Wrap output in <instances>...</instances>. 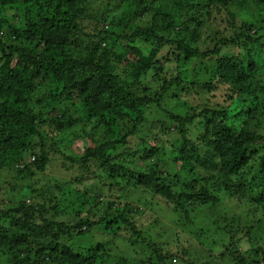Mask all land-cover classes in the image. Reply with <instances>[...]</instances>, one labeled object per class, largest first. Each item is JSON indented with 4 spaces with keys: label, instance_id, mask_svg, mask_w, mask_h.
<instances>
[{
    "label": "trees",
    "instance_id": "1",
    "mask_svg": "<svg viewBox=\"0 0 264 264\" xmlns=\"http://www.w3.org/2000/svg\"><path fill=\"white\" fill-rule=\"evenodd\" d=\"M10 7L20 14L12 21L0 17V172L44 173L53 127L88 125L106 112L118 122L109 128L105 123L98 138L86 133L91 145L71 155L66 167L101 169L108 195L90 196L86 189L73 201L68 195L81 177L57 179L39 194L43 202L0 209L1 257L13 254L7 259L11 264H111V239L83 250L64 238L81 231L75 221L86 211V225L123 227L131 242L146 240L129 217L134 194L126 189L142 186L166 200L176 217L180 212L179 218L188 216L192 199L209 205L205 214L210 216L222 209V197L232 199L237 210L215 219L205 234L215 240L232 229L231 242L238 236L253 246L248 256L238 252L229 264L264 263V153H258L264 135L251 131V124L242 127L238 119L228 124V107L206 102L207 95L227 93L229 100L243 99L241 112L264 116V0H177L170 7L165 0H0V13ZM222 9L233 27L228 35L214 25ZM207 30L212 32L204 36ZM187 65L195 67V78L183 70ZM180 94L191 99L184 105L175 100ZM197 121L200 129L193 136L190 128ZM148 122L171 134L181 170L194 171L192 183H203V191L192 192L195 186L189 183L184 195L176 193L184 182L167 177L160 146L142 151L143 133L153 134L145 130ZM35 145L40 146L35 159L23 162ZM151 153L156 165L142 171L135 157L146 166ZM97 205L107 212L100 220L90 218ZM221 221L229 223L222 227ZM155 254L164 260L156 248ZM199 264L222 263L215 255Z\"/></svg>",
    "mask_w": 264,
    "mask_h": 264
},
{
    "label": "rangeland",
    "instance_id": "2",
    "mask_svg": "<svg viewBox=\"0 0 264 264\" xmlns=\"http://www.w3.org/2000/svg\"><path fill=\"white\" fill-rule=\"evenodd\" d=\"M114 1L116 0H113V2ZM176 1L177 0H165V3L167 7H170ZM235 10L238 11L240 8H236ZM228 13V10L222 9L221 14L219 12L220 16L214 22L216 23L214 25L226 35L233 31V27L229 23ZM16 14H20L19 10L15 7H10L8 9L1 10L0 17L1 15H7L12 18L16 16ZM14 19L15 18H12L11 21ZM211 32L212 31L207 30V33L204 34V36H208V33ZM183 70L186 74H189L190 76L193 75L195 78L193 74L195 72V67L193 65H187ZM145 81H150L149 77L146 78ZM228 95L229 94L227 93L222 95L217 93L214 95H207L206 102L227 106L229 114L226 122L228 124H231L234 120L238 119L236 123L239 122L242 127H245L246 124H251L249 126L251 131H255L257 128V132L263 133L264 135V128L261 129L259 127V125L264 122V116H262L259 112L249 113L248 110L241 112V106L244 105L243 99L240 97H234L233 100H229ZM225 98H227V100H225ZM186 99L189 100L191 97L180 94V98L178 99L176 97L175 100L183 102L184 104V100ZM175 100L172 101V104H176ZM117 118L118 117L114 114L106 112L88 125L80 124L77 128L74 126L70 130L67 128L61 131L55 127L51 128L48 131L50 144L48 151L50 154V161L48 163V168L44 173H40L38 175L33 174L30 176L14 173L9 170H7L8 172H5L4 174L3 172H0V209L7 211L11 208L17 207L20 202L28 205H35L37 202H43L44 197H41L39 194L42 190H48V186L54 183L57 179L62 181L67 179L70 181L74 178L81 177L80 182H73L75 183V186L72 187V190L68 195V197L73 199V201L76 200V198H79L80 194H83L84 197L86 189L90 192V196H97L101 194V191L104 195H108V186L105 185L106 175L101 169L93 167L92 169L88 168L87 171H85L78 168L77 170H73L72 168L66 169V167L72 162L70 159L71 155L74 157L75 152L77 153L80 151V148H82L83 151L86 146L91 145V139L84 140L87 137L86 133L93 134L96 138H98L99 133L102 134L103 131L101 127L105 125V123H107L108 128L109 126L115 125L118 122ZM152 124L153 122H148L147 127L144 126L145 130L148 131L147 128H149L150 131L153 132V134L149 132L151 135L158 134L160 136L159 140L157 141L155 136L150 137L149 133H143L146 138H144L145 141L141 140L139 147L142 151L147 152L152 150L153 145L158 144L160 146L161 157H164V165H167V177L171 174L172 178L177 177L184 182L182 186L177 185L174 189L176 193L184 195L188 189L187 185L192 183L194 180V177H192L194 171L185 172L181 170L180 165L182 160L180 162L176 160L178 157L179 146L171 144V134L167 131V129H164L160 125V127H156L153 124V130H151ZM200 124L201 122L197 121L194 124L195 126L190 128V132L193 133V136L199 132ZM78 137L80 139L77 140ZM258 148L261 149V152L258 153H264V148L261 144ZM39 150L40 146L35 145L30 150L26 151L24 153L23 162L29 164L35 159V155L39 153ZM153 154L154 153L148 155V162L146 163V166L143 165L142 158H140L142 159L140 160L138 159L139 157H135V161L137 160L139 163V169L149 172L150 167L156 165L157 156L154 162H152L149 158L154 156ZM11 161L14 162V160ZM17 166L18 165L16 164L15 167ZM176 173H179L182 177L177 176ZM262 175L264 176V173H262ZM127 180L128 179L125 180L126 183ZM192 184H194L195 189H193L194 191H189L194 193L203 191V188L205 187L203 183ZM132 188L133 186H126V189L131 192L130 194H134L133 198L129 199L131 201L130 208H132L133 212L130 216H128L136 222L137 227L142 230V235L146 238V240L134 238V241L131 242L130 239L132 238L129 237L130 234L128 235V232H126L123 227L117 230L115 228H108V226H105V223H98L95 226L86 225L84 223L87 219L86 211H84L85 215L83 217L75 221L82 226L81 231H83V233L77 230V233H74L71 239L70 235H67L64 240L76 247H79L80 249L86 250L87 248L96 249L102 239H111L108 244L110 249L109 252L111 253V264H117L116 259L118 257L126 258L129 261L128 264H199L201 260H209L215 255L218 256V259L222 264H229L230 262H235L233 257L235 255L238 256V252H242V255L248 256V251L252 248L253 243L247 242L246 240L239 242L238 236L231 242L229 237L232 233V229L223 231L221 238H216L215 240H213V237L205 234V231L213 225L215 219L233 215V210H237L235 207H237L238 204L234 203L232 199L227 198L226 196L222 197L224 205L222 206V209L218 210L222 213H216V211H214L212 216L205 214V210L207 208H211L209 205H203V203L199 205V201L194 202V199H192V202H190L191 205L186 207L185 210L188 211L189 217L184 215L185 217L179 218L178 216H180L181 213L179 212L176 217L172 212L171 206L166 200L160 197H154L151 194V191L149 193L142 186ZM77 192H79V195H77ZM208 192L210 193L211 190H208ZM219 195L221 196L220 193ZM234 199L236 201L239 200L238 198ZM93 202L94 201H92V203ZM145 202L146 204H144ZM121 205L123 206L124 204L122 203ZM72 206H74L76 210L78 209V206L74 205V203L73 205L71 203V207ZM92 207L96 210L94 209V211H92L90 218L100 220L103 215L107 214L106 211L101 210L100 205ZM135 208L142 210H134ZM238 209L240 210V207ZM82 210H85V208H82ZM112 212L113 215H118L117 212ZM16 213L17 215L22 216L20 212ZM181 219L184 221H180ZM226 223L228 225L229 222L221 221L222 227H226ZM0 231L4 232L1 229ZM110 232H113L112 235H110ZM255 240L258 241V238L255 237ZM154 247L163 255V261L159 260L156 256ZM227 248H231L232 253L227 254L225 252ZM5 251L7 252L6 248ZM15 253L18 252L16 251ZM10 255L11 253H7L3 257L0 255V264H11L7 260L8 258L10 259ZM173 255H177L178 258ZM260 264L264 263L261 262Z\"/></svg>",
    "mask_w": 264,
    "mask_h": 264
}]
</instances>
